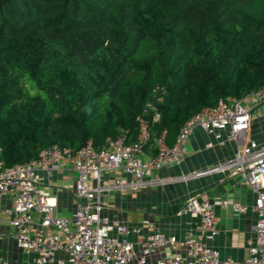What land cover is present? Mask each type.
I'll return each instance as SVG.
<instances>
[{
	"label": "trees",
	"instance_id": "1",
	"mask_svg": "<svg viewBox=\"0 0 264 264\" xmlns=\"http://www.w3.org/2000/svg\"><path fill=\"white\" fill-rule=\"evenodd\" d=\"M264 86V0H0V160L149 140ZM151 102L160 112L152 120ZM146 145V146H147Z\"/></svg>",
	"mask_w": 264,
	"mask_h": 264
},
{
	"label": "built area",
	"instance_id": "2",
	"mask_svg": "<svg viewBox=\"0 0 264 264\" xmlns=\"http://www.w3.org/2000/svg\"><path fill=\"white\" fill-rule=\"evenodd\" d=\"M260 108L264 113V86L240 98L219 99L187 118L171 144H167L166 132L162 131L154 142L155 154L145 151L148 123L137 115L138 135L133 143H125L122 137L107 138L100 148L86 142L75 152L54 144L41 149L33 159L10 166L0 160V200L4 195L10 197L2 211L14 230L16 246L26 256L23 264H264V141L246 138L254 113ZM146 111H150L152 120L160 118L151 102H146ZM195 127L218 139L220 131L228 128L229 138L240 146L233 157L210 167L175 178L158 176V170L182 163L187 138ZM67 166L76 173L75 209L69 218L57 214L55 198L32 177L35 169L51 174ZM116 170L118 176L102 182L103 172ZM214 172L241 175L255 197L249 204L219 197L187 198L180 213L199 219L198 237L177 238L154 230L144 239L138 226L117 223L103 213L102 196L106 193L139 191ZM215 207L255 215L253 239L243 260L221 257L219 250L209 244L216 234ZM131 234L136 236L133 240L128 239ZM169 247L179 251L150 260L153 250ZM0 264L8 262L0 257Z\"/></svg>",
	"mask_w": 264,
	"mask_h": 264
},
{
	"label": "crops",
	"instance_id": "3",
	"mask_svg": "<svg viewBox=\"0 0 264 264\" xmlns=\"http://www.w3.org/2000/svg\"><path fill=\"white\" fill-rule=\"evenodd\" d=\"M258 111V110H257ZM221 138L195 127L186 142V152L181 164L162 168L156 172L160 177L175 178L183 173L198 171L218 164L235 155L239 143L229 138V129L220 131ZM247 139L264 141V113H255L246 132ZM167 144H171L166 141ZM147 154H155L152 145L145 147ZM120 174L119 170L103 172L102 182H110ZM32 177L40 188L55 198L57 214L69 218L75 209L73 195L76 173L69 166L51 174L35 169ZM228 198L241 203H251L255 197L252 189L239 174L214 172L187 181H172L163 186L147 187L139 191L106 193L102 196L103 213L111 220L126 226H138L140 236L147 238L154 230H159L177 238L198 237L199 219L181 214L185 200L191 196ZM10 197L4 195L0 200V257L8 264H23L24 253L16 246L14 230L9 225L2 208L8 206ZM217 217L216 234L209 242L216 247L221 257L243 260L247 256L248 244L253 239L255 215L250 211L234 213L230 208L215 207ZM112 233H115L114 231ZM136 236L129 235L133 240ZM178 249L159 248L150 254V260L171 254Z\"/></svg>",
	"mask_w": 264,
	"mask_h": 264
},
{
	"label": "rangeland",
	"instance_id": "4",
	"mask_svg": "<svg viewBox=\"0 0 264 264\" xmlns=\"http://www.w3.org/2000/svg\"><path fill=\"white\" fill-rule=\"evenodd\" d=\"M258 111H259V112H262V111H263V108H260ZM258 111H256L255 113H257ZM255 113H254V114H255Z\"/></svg>",
	"mask_w": 264,
	"mask_h": 264
}]
</instances>
